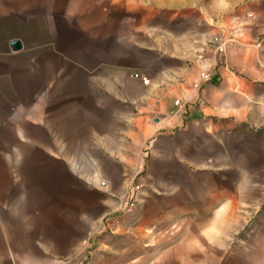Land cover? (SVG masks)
Returning a JSON list of instances; mask_svg holds the SVG:
<instances>
[{
  "label": "crops",
  "instance_id": "0c3cea01",
  "mask_svg": "<svg viewBox=\"0 0 264 264\" xmlns=\"http://www.w3.org/2000/svg\"><path fill=\"white\" fill-rule=\"evenodd\" d=\"M206 1L0 0V264L140 263L136 187L140 241L179 226L154 264H242L218 226L264 202V0Z\"/></svg>",
  "mask_w": 264,
  "mask_h": 264
},
{
  "label": "rangeland",
  "instance_id": "374dc122",
  "mask_svg": "<svg viewBox=\"0 0 264 264\" xmlns=\"http://www.w3.org/2000/svg\"><path fill=\"white\" fill-rule=\"evenodd\" d=\"M209 2V3H208ZM206 4L210 5L213 10L217 11L218 1L208 0ZM165 19V18H164ZM212 24L218 21V17H212ZM201 25V24H200ZM210 36V37H209ZM208 36L207 47L211 55H215L219 52V37L216 32H213ZM206 51V56L203 58L206 61V70L209 69L212 73V57ZM137 205V204H136ZM132 209V212L128 214L131 222V259L132 261L137 260L139 257L138 253H143L145 256L142 257L141 262L137 261L132 264H154L157 260L156 253L162 249L164 241H157L153 239L154 233L163 231H176L179 226L171 225H147L146 233L148 234L147 240H139L138 234L143 232L138 226V213L137 208ZM239 215H242V219L246 221L243 224H232L227 226H218V231L229 234H234L233 237L228 241L231 244V249H237L241 251L242 264H264V202L258 210H235ZM142 227V225H141ZM209 226H206L208 228ZM146 244L147 246H144ZM145 249V250H144ZM126 258V257H125Z\"/></svg>",
  "mask_w": 264,
  "mask_h": 264
},
{
  "label": "built area",
  "instance_id": "2783aa9c",
  "mask_svg": "<svg viewBox=\"0 0 264 264\" xmlns=\"http://www.w3.org/2000/svg\"><path fill=\"white\" fill-rule=\"evenodd\" d=\"M132 78L140 80L145 85H147L149 83V80L147 78H145L144 76L139 75L137 73L133 74ZM210 79H211V73H210L209 69H207V70L205 69L204 71L201 72V74L199 76L200 83L209 82ZM138 191H139V187H136L135 192L131 197L130 211H132V209L135 207V205L140 200V195H139Z\"/></svg>",
  "mask_w": 264,
  "mask_h": 264
},
{
  "label": "water",
  "instance_id": "95a60500",
  "mask_svg": "<svg viewBox=\"0 0 264 264\" xmlns=\"http://www.w3.org/2000/svg\"><path fill=\"white\" fill-rule=\"evenodd\" d=\"M12 48L14 51H19L21 49V44L19 42H13Z\"/></svg>",
  "mask_w": 264,
  "mask_h": 264
}]
</instances>
